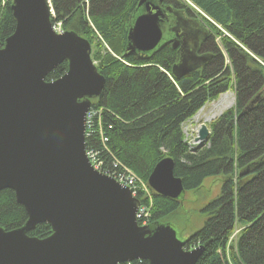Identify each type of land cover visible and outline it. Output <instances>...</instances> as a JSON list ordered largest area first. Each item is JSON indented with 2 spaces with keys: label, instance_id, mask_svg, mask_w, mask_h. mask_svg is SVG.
I'll use <instances>...</instances> for the list:
<instances>
[{
  "label": "trees",
  "instance_id": "obj_1",
  "mask_svg": "<svg viewBox=\"0 0 264 264\" xmlns=\"http://www.w3.org/2000/svg\"><path fill=\"white\" fill-rule=\"evenodd\" d=\"M12 2L0 0V48L15 31ZM139 2L52 0L53 22L90 41L92 59L106 79L91 105L103 109L101 125L95 118L86 150L98 151L106 169L114 170L117 163L116 170L129 168L146 185L156 164L167 157L185 191L197 192L206 178L220 177L221 194L202 209L206 219L186 249L204 247L197 264H264V0H188L190 6L187 0H166L196 7L210 31L202 47L206 61L181 78L173 75L177 50L127 54ZM67 70L63 62L47 80ZM230 89L235 105L210 123L207 144L191 150L184 124ZM182 204V199L152 192L147 223L176 217ZM26 220L15 193L1 190L0 226L11 230ZM51 234L46 223L29 233L38 238Z\"/></svg>",
  "mask_w": 264,
  "mask_h": 264
},
{
  "label": "water",
  "instance_id": "obj_2",
  "mask_svg": "<svg viewBox=\"0 0 264 264\" xmlns=\"http://www.w3.org/2000/svg\"><path fill=\"white\" fill-rule=\"evenodd\" d=\"M50 3L13 0L15 31L0 48V191L11 189L27 213L19 228L0 226V264H197L203 246L187 250L191 236L180 240L170 223L139 225L140 201L91 165L87 113L106 79L88 39L55 32ZM142 6L128 33L130 55L152 54L163 39L162 10L148 0H140ZM191 59L187 51L173 67L176 77L191 73ZM63 62L67 72L48 81ZM208 122L189 143L192 150L208 142ZM174 168L172 158L162 159L148 184L156 194L179 200L186 191ZM45 223L50 236L29 235Z\"/></svg>",
  "mask_w": 264,
  "mask_h": 264
},
{
  "label": "flooded vegetation",
  "instance_id": "obj_3",
  "mask_svg": "<svg viewBox=\"0 0 264 264\" xmlns=\"http://www.w3.org/2000/svg\"><path fill=\"white\" fill-rule=\"evenodd\" d=\"M148 1L153 2L154 5L158 6L164 14L161 23L163 39L161 44L154 51H152V54L158 53L163 49L170 47L172 50H177V52H179L180 60L178 64H181L185 53L189 51L192 57L189 63H191L193 67L191 72L201 67L202 63L206 61V58L202 53V47L210 35L207 23L203 20V18L195 13L191 8L187 9V7L181 3H178L180 6H177L175 2L168 4L166 0ZM143 11L144 9L142 6L140 7L138 14ZM137 54L144 56L150 53ZM183 70L184 69H179L177 73L181 74Z\"/></svg>",
  "mask_w": 264,
  "mask_h": 264
},
{
  "label": "rangeland",
  "instance_id": "obj_4",
  "mask_svg": "<svg viewBox=\"0 0 264 264\" xmlns=\"http://www.w3.org/2000/svg\"><path fill=\"white\" fill-rule=\"evenodd\" d=\"M194 10L197 11L196 8H194L193 11ZM227 94L229 95L227 99L233 100L235 97L233 89L228 90ZM224 96H226V94H221L218 99L208 103L197 116L195 115L191 120L184 124V132L188 144L193 141L196 132L200 125L205 122L207 116L220 109V106L218 109L215 107ZM233 106L224 108L225 110L223 113L231 109ZM210 123L211 122H209L208 125H210ZM221 188L222 180L220 177L206 178L199 191H186L184 195H182V210L180 209L176 217L172 216L171 218L165 219L164 222L170 223L174 226L180 240H187L197 231L198 228L203 226L206 215L203 214L202 209L206 204L216 199L221 194Z\"/></svg>",
  "mask_w": 264,
  "mask_h": 264
},
{
  "label": "built area",
  "instance_id": "obj_5",
  "mask_svg": "<svg viewBox=\"0 0 264 264\" xmlns=\"http://www.w3.org/2000/svg\"><path fill=\"white\" fill-rule=\"evenodd\" d=\"M52 14L54 15V13ZM54 30L57 33H62L63 32L62 23L55 22ZM102 113H103V109H94V108H91L87 113V137H90L93 133L92 131H90V129L94 125L95 118L99 119V124L101 125ZM87 156L91 161L95 170L99 171L102 174L111 176L123 186L129 187L132 190L133 195L140 197L139 199L141 200L142 204L138 210L137 219L141 225H146L147 219L149 217V210L150 207L152 206V195L147 185L143 183L141 180H139L138 177L129 168L121 167V169L116 170L115 168L118 167L117 163L115 164L114 170L106 169L104 162L100 158V153L98 151L87 150ZM143 201L147 203L144 204Z\"/></svg>",
  "mask_w": 264,
  "mask_h": 264
},
{
  "label": "bare ground",
  "instance_id": "obj_6",
  "mask_svg": "<svg viewBox=\"0 0 264 264\" xmlns=\"http://www.w3.org/2000/svg\"><path fill=\"white\" fill-rule=\"evenodd\" d=\"M228 96L229 95L227 94L226 96H224L222 98L221 101H219V103L215 107V108L218 109L219 106H220V109L218 111H215L212 114H210L209 116H207L206 119H209V122H212L214 120V119H212V117H214L215 115H218L219 113L223 112L225 110L224 108L229 107V106L231 107L233 105L234 98H233V100L232 99H227Z\"/></svg>",
  "mask_w": 264,
  "mask_h": 264
}]
</instances>
